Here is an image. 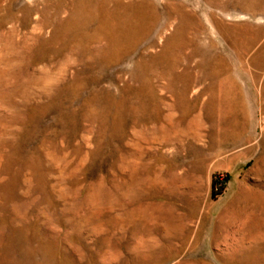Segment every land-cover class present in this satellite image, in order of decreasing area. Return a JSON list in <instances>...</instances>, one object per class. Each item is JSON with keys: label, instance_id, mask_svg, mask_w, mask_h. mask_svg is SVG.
I'll use <instances>...</instances> for the list:
<instances>
[{"label": "rangeland", "instance_id": "1", "mask_svg": "<svg viewBox=\"0 0 264 264\" xmlns=\"http://www.w3.org/2000/svg\"><path fill=\"white\" fill-rule=\"evenodd\" d=\"M0 264H264V0H0Z\"/></svg>", "mask_w": 264, "mask_h": 264}]
</instances>
